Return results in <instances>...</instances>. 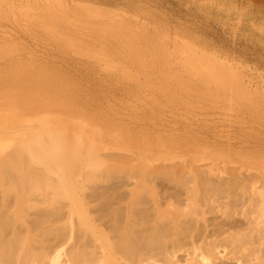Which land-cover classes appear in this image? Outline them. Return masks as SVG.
Segmentation results:
<instances>
[{
	"label": "rangeland",
	"instance_id": "rangeland-1",
	"mask_svg": "<svg viewBox=\"0 0 264 264\" xmlns=\"http://www.w3.org/2000/svg\"><path fill=\"white\" fill-rule=\"evenodd\" d=\"M43 116L99 185L119 179L108 153L264 176V0H0V157L35 142Z\"/></svg>",
	"mask_w": 264,
	"mask_h": 264
},
{
	"label": "bare ground",
	"instance_id": "bare-ground-1",
	"mask_svg": "<svg viewBox=\"0 0 264 264\" xmlns=\"http://www.w3.org/2000/svg\"><path fill=\"white\" fill-rule=\"evenodd\" d=\"M196 59L209 81L246 96L234 74ZM39 119L35 142L0 157V264H264V176L108 153L119 179L99 185L55 119ZM24 155L40 168L28 172Z\"/></svg>",
	"mask_w": 264,
	"mask_h": 264
}]
</instances>
